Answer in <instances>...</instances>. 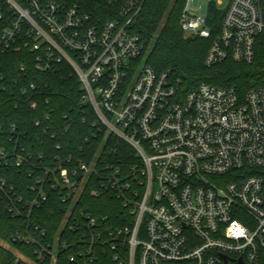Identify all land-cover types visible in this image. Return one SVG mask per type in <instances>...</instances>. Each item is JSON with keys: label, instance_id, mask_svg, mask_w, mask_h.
Here are the masks:
<instances>
[{"label": "built area", "instance_id": "built-area-1", "mask_svg": "<svg viewBox=\"0 0 264 264\" xmlns=\"http://www.w3.org/2000/svg\"><path fill=\"white\" fill-rule=\"evenodd\" d=\"M146 1L0 0V21L8 22L1 52L24 40L38 70L68 67L85 92L82 103L137 157L126 177L118 167L100 176L101 187L125 209L122 224L102 229L96 217L69 209L64 223L85 230L77 243L88 248L78 255L98 245L117 264H263L264 80L244 95L208 82L184 91L169 72L146 62L147 42L135 31ZM212 3L217 7L215 0L201 7L199 0H186L182 30L211 40L204 60L209 67L229 59L252 63L258 43L264 45V0H227L216 32ZM197 6L200 12L192 13ZM27 103L38 106L31 97ZM35 124L46 133L57 126L50 114ZM28 160L19 153L17 164ZM70 163L69 157L43 167L32 187L37 197L27 205L46 201V181L65 190L64 200H76L90 177L100 175L97 162ZM43 251L58 263V251Z\"/></svg>", "mask_w": 264, "mask_h": 264}, {"label": "trees", "instance_id": "trees-1", "mask_svg": "<svg viewBox=\"0 0 264 264\" xmlns=\"http://www.w3.org/2000/svg\"><path fill=\"white\" fill-rule=\"evenodd\" d=\"M185 2L146 1L135 31L147 42L144 51L147 64L158 73L169 72L184 91L208 82L244 95L259 85L264 80V45L258 43L252 63L229 59L207 66L204 60L211 40L185 38L180 26ZM222 13L214 3L210 5L209 20L214 32L220 25ZM7 24L0 21V33ZM36 63V54L24 45V40L4 52L0 50V264H51L45 249L58 251L57 264H117L112 252L98 245L89 255H78L79 250L88 248L77 243L85 230H71L64 219L72 208L74 216L84 211L96 217L102 229L122 224L125 209L116 195L101 187L100 176L111 175L118 167L126 177L131 164L137 162L134 149L107 133L98 123L91 105L82 103L85 92L68 67L58 65L41 71ZM23 65L24 71L21 70ZM32 83L35 89H31ZM24 89H27L25 94ZM29 97L38 103L36 109L29 108ZM46 114L57 124L52 130L55 136L35 124ZM19 153L28 156V162L18 165ZM69 157L68 167L79 161L97 162L100 175L90 177L76 200L73 197L64 200L65 190L46 181V201L40 206H28L27 202L37 197L32 187L38 177L44 176L43 167H54ZM94 190L98 194H94ZM103 217L108 219L103 222ZM63 243L67 247L63 248ZM70 255L76 256L74 262L69 260Z\"/></svg>", "mask_w": 264, "mask_h": 264}, {"label": "rangeland", "instance_id": "rangeland-1", "mask_svg": "<svg viewBox=\"0 0 264 264\" xmlns=\"http://www.w3.org/2000/svg\"><path fill=\"white\" fill-rule=\"evenodd\" d=\"M206 1H211V0H199V3H200V7H201V5L204 3V2H206ZM216 2H217V8L220 10V11H222V10H224L225 9V7H226V3H227V0H219L220 1V3H218V0H215ZM200 7L199 6H197V7H193L192 9H191V12L192 13H198V12H200ZM180 26H181V24H180ZM182 28V27H181ZM183 34H184V37L185 38H188V39H190V38H194V37H190V36H188L184 31H183ZM108 133V132H107ZM7 247H9V246H7ZM21 258H23V260H25V261H27V258H25V257H23L22 255H19ZM30 262V261H29ZM31 264H36V263H32V262H30Z\"/></svg>", "mask_w": 264, "mask_h": 264}, {"label": "water", "instance_id": "water-1", "mask_svg": "<svg viewBox=\"0 0 264 264\" xmlns=\"http://www.w3.org/2000/svg\"><path fill=\"white\" fill-rule=\"evenodd\" d=\"M238 264H244L242 260H239Z\"/></svg>", "mask_w": 264, "mask_h": 264}]
</instances>
